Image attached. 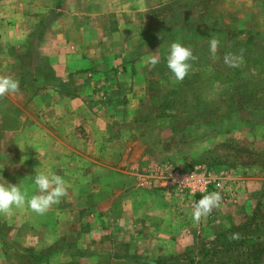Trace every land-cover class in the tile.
Instances as JSON below:
<instances>
[{
    "label": "crops",
    "instance_id": "1",
    "mask_svg": "<svg viewBox=\"0 0 264 264\" xmlns=\"http://www.w3.org/2000/svg\"><path fill=\"white\" fill-rule=\"evenodd\" d=\"M14 1H6L0 42L6 44L7 54L18 41L34 43L31 58L39 60L31 65L29 79L20 84L18 94L0 96V158L5 163L0 173L5 174L6 184L14 182L17 168L23 172L20 179L34 170L61 176L70 192V206L59 208L58 219L70 218L72 224L78 217L82 220L79 226L84 225V230L77 243L85 240L93 257L115 231L129 234L131 246L139 245V250H160L154 246L159 243L154 222L168 223L172 215L157 211L169 198L141 174L150 168L141 162L143 149H150L142 139L154 136L156 130L144 127L152 118L146 107L149 92L158 90V74L163 82L172 76L166 56L175 42L190 48L193 57L208 52L219 65L223 51L218 47L213 56L210 38L218 39L219 45L249 50L258 42V53L245 64L250 72L259 69L264 74V0H209L211 4L206 0H29L33 5ZM178 1L197 2L196 16L184 10L181 25L174 26L166 17L171 24L165 26L158 10L167 11ZM158 25L163 28L158 30ZM159 33L165 35L166 48L157 49ZM152 40L155 49L146 45ZM239 53L235 54L243 55ZM152 55L159 58L155 67L148 62ZM231 68L227 70L232 73ZM95 156L99 162H93ZM77 173L86 178L78 179ZM88 189L96 191L93 203L83 195ZM80 203L85 205L80 208ZM100 233L103 245L95 237ZM141 235L151 239L142 241ZM123 246L110 241L104 258Z\"/></svg>",
    "mask_w": 264,
    "mask_h": 264
},
{
    "label": "rangeland",
    "instance_id": "2",
    "mask_svg": "<svg viewBox=\"0 0 264 264\" xmlns=\"http://www.w3.org/2000/svg\"><path fill=\"white\" fill-rule=\"evenodd\" d=\"M6 1L0 0V19L4 20ZM14 2L10 4L16 5ZM26 2L27 5L30 3L29 0ZM190 2L183 5L178 1L167 11L159 9L165 26L171 24L170 21L174 26L181 25L184 10L190 9L188 13L196 16L197 2ZM206 3L212 1L206 0ZM150 13L154 14L153 11ZM166 17H170V21ZM154 18L153 24L148 25L150 28H154ZM160 27L163 28L158 25V30ZM158 35L157 49L158 46L166 48L165 35ZM150 44L156 48L155 40L146 43L147 46ZM5 45L0 42V77L18 80L20 86L29 79L31 65L38 64L37 57L31 58L34 43L18 41L10 47L8 54L3 49ZM231 46L227 43L219 45L221 53L223 51L220 65L209 58L208 52H203L199 59L194 57L182 81L172 75L163 82L162 74H158V90L149 92L147 97L150 106L146 107L152 111V118L142 124L144 127L150 125L151 131L156 130L152 132L154 136L142 139L150 149H143L146 154L141 162L150 168L141 174L150 178L148 183H155L154 190L169 198L157 207V211L172 215L168 223L154 222L159 233L156 237L159 243L154 246L160 250H152V247L139 250V245L131 246L129 234L115 231L108 237L107 244L102 241L101 233L95 236L104 245L97 247L98 252L93 257L94 252L85 247V240L77 243L84 230V225L79 226L82 220L78 217L72 224L70 218L58 219L59 208L70 206V192L66 189V195L44 214L34 212L27 203L13 207L8 213H0V264H257L251 261V256L264 248V88L261 86L264 74L259 69L250 72L245 64L251 54L258 53V42L254 43L256 50L252 46L254 51ZM239 52L243 55L235 54L240 55ZM225 55L242 58L237 59L232 73L227 70L231 66L224 62ZM161 97L165 99L163 104ZM95 158L97 156L93 162H99L100 159ZM2 161L0 158V169H5ZM191 172L223 182L217 191L222 197L220 206L199 222H194L193 210L204 195L180 193L170 186L171 176ZM21 175L23 172L17 168L14 182L8 180V183L19 185L29 197L37 194L35 170L20 179ZM77 176L82 180L86 178L83 173H77ZM4 177L5 174L0 173V179L4 180L0 183L6 184ZM23 181L31 182L32 186L23 187ZM92 190L83 194L88 203L96 199L93 198L96 191ZM84 205L80 203L79 207ZM102 223L100 219L98 224L101 226ZM110 226L114 225L110 223ZM140 239L149 242L151 236L141 235ZM110 241L120 243L124 248L109 252L108 259L104 255ZM167 241L173 245H165ZM128 247L136 250L130 252L126 250ZM258 264H264V256Z\"/></svg>",
    "mask_w": 264,
    "mask_h": 264
},
{
    "label": "clouds",
    "instance_id": "3",
    "mask_svg": "<svg viewBox=\"0 0 264 264\" xmlns=\"http://www.w3.org/2000/svg\"><path fill=\"white\" fill-rule=\"evenodd\" d=\"M219 40L215 37L209 39V51L216 56ZM194 59L192 50L179 42L172 43L166 56V66L177 81H182L191 68ZM237 58L231 55L224 56V62L235 67ZM148 62L155 67L159 58L149 56ZM19 91V81L11 77H0V96ZM34 185L37 194L29 197L27 191L9 183H0V213H8L13 207H22L27 203L28 207L38 214H44L50 206L59 202L66 195L65 181L61 176L35 171ZM222 197L219 192H210L202 196L194 206L193 220L199 222L202 217L208 216L214 208L220 206Z\"/></svg>",
    "mask_w": 264,
    "mask_h": 264
},
{
    "label": "built area",
    "instance_id": "4",
    "mask_svg": "<svg viewBox=\"0 0 264 264\" xmlns=\"http://www.w3.org/2000/svg\"><path fill=\"white\" fill-rule=\"evenodd\" d=\"M171 188L177 192H188L189 194L207 195L210 192H217L223 186L221 179H209L198 172L176 174L171 176Z\"/></svg>",
    "mask_w": 264,
    "mask_h": 264
},
{
    "label": "trees",
    "instance_id": "5",
    "mask_svg": "<svg viewBox=\"0 0 264 264\" xmlns=\"http://www.w3.org/2000/svg\"><path fill=\"white\" fill-rule=\"evenodd\" d=\"M255 254L251 256V258H253L251 261L258 264L264 256V248L260 249L258 252H255Z\"/></svg>",
    "mask_w": 264,
    "mask_h": 264
}]
</instances>
